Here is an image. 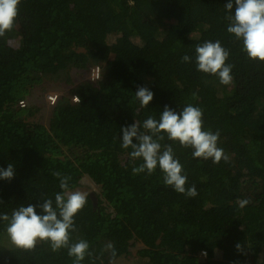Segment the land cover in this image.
<instances>
[{
	"label": "trees",
	"instance_id": "16d2710c",
	"mask_svg": "<svg viewBox=\"0 0 264 264\" xmlns=\"http://www.w3.org/2000/svg\"><path fill=\"white\" fill-rule=\"evenodd\" d=\"M227 2L21 0L13 29L0 38V168L11 163L15 172L0 179V214L54 199L62 190L53 171L71 176L70 190L87 176L100 194H89L74 217L70 238L87 240L92 253L81 264L125 259L136 242L137 264H264V62L250 59L227 32ZM20 16L29 31L12 45ZM205 40L229 50L238 86L197 71L195 46ZM185 54L193 58L188 63ZM93 66L98 79L72 81L70 70L83 74ZM49 80L70 85L68 96L48 102L47 124L30 120L39 110L30 93L44 91ZM138 86L154 94L144 108ZM189 103L203 110V130L220 131L218 147L229 157L218 164L193 158L191 148L165 135L161 143L172 145L195 198L165 186L159 167L133 174L142 161H131L120 139L121 126ZM245 198L250 202L241 208ZM5 223L0 264H72L66 249L53 252L47 242L15 247Z\"/></svg>",
	"mask_w": 264,
	"mask_h": 264
},
{
	"label": "clouds",
	"instance_id": "9594fccd",
	"mask_svg": "<svg viewBox=\"0 0 264 264\" xmlns=\"http://www.w3.org/2000/svg\"><path fill=\"white\" fill-rule=\"evenodd\" d=\"M20 3L21 0H0V38L13 29ZM224 8L228 13L225 17L227 32L241 42V50L250 59L264 62V0H228ZM228 57L229 50L221 45L220 40H205L195 46L197 71L218 77L222 85L233 83V65L226 63ZM181 59L188 63L193 58L185 54ZM153 95L146 86H138L135 92L141 108L149 104ZM203 123V110L189 103L179 112L164 105L159 119L148 116L142 125L135 121L121 126V148L131 149L128 153L131 161H142L133 166V174L152 175L159 167L165 186L195 198L198 195L195 185L186 187L187 176L183 174V165L176 158L172 145H162L161 141L166 135L169 141L178 142L182 148H191L193 158L211 159L213 164L221 160L227 162L229 157L223 148L218 147L220 131L203 130ZM14 175L11 163L7 168H0V179L10 181ZM52 175L58 178L62 190L54 194V199L47 197L42 198L43 202L19 206L10 215L0 214V221L6 222L5 232L15 247L32 250L38 241L47 242L53 252L66 249L68 256L74 258L72 264H81L86 255H92L89 242L71 240L70 232L75 231L74 217L87 204L89 192L70 190L69 175H62L59 171H53ZM249 202L247 198L241 199L239 206L243 208ZM107 247L115 253L113 245ZM235 247L241 250L239 243Z\"/></svg>",
	"mask_w": 264,
	"mask_h": 264
},
{
	"label": "rangeland",
	"instance_id": "374dc122",
	"mask_svg": "<svg viewBox=\"0 0 264 264\" xmlns=\"http://www.w3.org/2000/svg\"><path fill=\"white\" fill-rule=\"evenodd\" d=\"M17 33H13L12 35H10V38L8 40V42L12 45H17V40L18 37L20 35H23V33L25 34L26 32L29 31V22L28 19L24 16H20L17 24L15 26ZM19 35V36H18ZM90 72H91V68L88 69L85 73L83 74H77V72L75 71V69L70 70V77L72 79V81L74 83H77L79 81L82 80H86V79H90ZM239 79L237 78H233V83L228 85L229 88H234L236 86L239 85ZM45 89L44 91H42L40 88L33 89L32 92L30 93V99L34 102H32L33 104L35 103L36 105H34L35 107L39 106V110L38 111H34L33 115L30 116V120H42L45 124H47L48 121V114H49V104H48V99H47V95L48 94H54L56 93L57 96H68V90L70 88V85H62L59 86L58 84H56L55 82H52L51 80H49L47 83H45L44 85H42L41 87ZM29 99V101H30ZM73 191L75 190H80V191H86L89 192V194H93L94 196L97 194H100V189L99 187L94 184L93 181H91V179H89L87 176L83 177L79 186L72 189ZM244 193V191H243ZM6 244L3 245H8V241H5ZM8 243V244H7ZM142 244L140 242H136V244L131 248V255L128 256L127 258H121L118 260H110V264H137L135 262V255H136V250L137 248L141 247ZM218 255V253H216V256ZM139 264H143V263H139Z\"/></svg>",
	"mask_w": 264,
	"mask_h": 264
},
{
	"label": "built area",
	"instance_id": "2783aa9c",
	"mask_svg": "<svg viewBox=\"0 0 264 264\" xmlns=\"http://www.w3.org/2000/svg\"><path fill=\"white\" fill-rule=\"evenodd\" d=\"M90 78H91L92 81L99 78V67L98 66H93L91 68ZM56 97H57V94L56 93H54V94H48L47 95L48 102L49 103L55 102ZM72 100L73 101H77L78 98L76 96H72ZM19 104L20 105H23L24 102L23 101H19ZM202 253H203V255L205 254L204 251Z\"/></svg>",
	"mask_w": 264,
	"mask_h": 264
},
{
	"label": "water",
	"instance_id": "95a60500",
	"mask_svg": "<svg viewBox=\"0 0 264 264\" xmlns=\"http://www.w3.org/2000/svg\"><path fill=\"white\" fill-rule=\"evenodd\" d=\"M92 197H94V195L93 194H90Z\"/></svg>",
	"mask_w": 264,
	"mask_h": 264
}]
</instances>
